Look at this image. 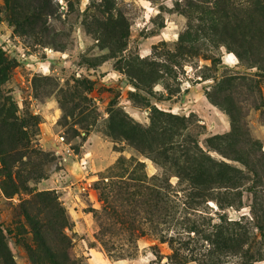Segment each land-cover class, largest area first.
<instances>
[{"label": "rangeland", "instance_id": "1", "mask_svg": "<svg viewBox=\"0 0 264 264\" xmlns=\"http://www.w3.org/2000/svg\"><path fill=\"white\" fill-rule=\"evenodd\" d=\"M261 5L0 0V264H264Z\"/></svg>", "mask_w": 264, "mask_h": 264}, {"label": "trees", "instance_id": "2", "mask_svg": "<svg viewBox=\"0 0 264 264\" xmlns=\"http://www.w3.org/2000/svg\"><path fill=\"white\" fill-rule=\"evenodd\" d=\"M260 8H261V11L264 12V0H262V5ZM3 67H5V63L2 60H0V76L2 75V68ZM5 129H7V132L9 134L11 132V133H14L17 136H19L20 141H29V139H30V136L27 133L28 131L26 128V122H21L20 119L15 116V114H13L9 111H6V110L0 113V130H5ZM6 166H8V165H6ZM6 177L9 179L7 181L3 182L4 191L6 193H8L9 195H12L13 193L18 194L19 188L17 185H18V182L21 181L22 177H19L18 182H17L16 179H14V175H13V173H11V170L8 172ZM197 177L199 180H203L205 178V174L200 172L197 174ZM29 180H32V179H29ZM217 180L220 182L221 178H219V176H217ZM28 182H30V181H28ZM229 182H230L229 187L232 188L231 190L233 192L240 190L241 186H238L235 183H231L233 181H229ZM202 185L203 184H201L200 186H202ZM59 208L60 207L58 205V207H57L58 211L61 212L60 214H63V212L61 210H59ZM53 261L56 264L55 259ZM177 264H179V263H177Z\"/></svg>", "mask_w": 264, "mask_h": 264}]
</instances>
